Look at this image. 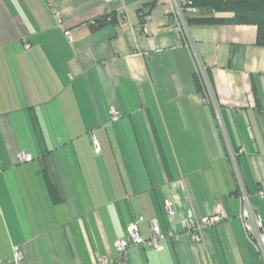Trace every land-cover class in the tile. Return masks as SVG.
<instances>
[{
  "label": "crops",
  "instance_id": "obj_1",
  "mask_svg": "<svg viewBox=\"0 0 264 264\" xmlns=\"http://www.w3.org/2000/svg\"><path fill=\"white\" fill-rule=\"evenodd\" d=\"M166 9L0 0V264L122 260L115 242L139 217L161 248L131 245L124 264H262L225 144L264 228V46L254 26H188L214 109ZM217 207L224 218L203 226Z\"/></svg>",
  "mask_w": 264,
  "mask_h": 264
},
{
  "label": "built area",
  "instance_id": "obj_2",
  "mask_svg": "<svg viewBox=\"0 0 264 264\" xmlns=\"http://www.w3.org/2000/svg\"><path fill=\"white\" fill-rule=\"evenodd\" d=\"M162 2L167 5L165 13L170 17L172 22L170 31L175 35H179L184 38L185 45L186 47H188L192 54V58L194 61V75L200 88L203 102L216 109V105L212 97L211 87L209 85L204 65L194 51L193 45L189 39L188 28L184 18V11L193 13L194 10L191 8H186L184 2H181L180 0H162ZM183 7H185V10ZM117 116V113L114 112L113 118L116 119ZM225 149L229 169L235 183L236 195L239 201L238 218L242 224L246 237L251 243H253L261 263L264 264V228L262 221L255 214L251 207L249 194L245 188V184L237 163L238 152L233 151L231 148H229L227 144H225ZM97 150L98 149L96 147V151ZM22 159L27 160L28 157L23 156ZM258 195L262 197L263 193L259 192ZM166 213L168 216H172L174 214V210L169 203H166ZM223 218L224 213L222 209L220 207H217L214 211V215L207 219H204L202 221V224L203 226H207L214 222L221 221ZM142 220L143 218L139 217L135 223L130 224L127 228L125 237L115 242V248L117 249L118 253L122 256V260H112L109 261L110 264H124L126 251L131 245L147 243L155 250H159L161 248L162 236L160 235L156 223L154 221L150 223V237L147 240H143L140 237L137 224ZM190 226L192 227V223L187 224L186 228H189ZM194 238L198 239L197 237ZM14 252L15 262L22 261L23 253L21 252V250L15 249ZM98 262L100 264H107L108 261L106 258H100L98 259Z\"/></svg>",
  "mask_w": 264,
  "mask_h": 264
},
{
  "label": "trees",
  "instance_id": "obj_3",
  "mask_svg": "<svg viewBox=\"0 0 264 264\" xmlns=\"http://www.w3.org/2000/svg\"><path fill=\"white\" fill-rule=\"evenodd\" d=\"M180 1L184 2L186 8L194 10L193 13L184 11L187 28L193 24L250 25L256 28L257 43L264 46V0ZM183 8L185 10V7ZM106 20V16L94 20L93 26ZM45 178L48 191L53 195L52 191L56 188L47 175Z\"/></svg>",
  "mask_w": 264,
  "mask_h": 264
}]
</instances>
